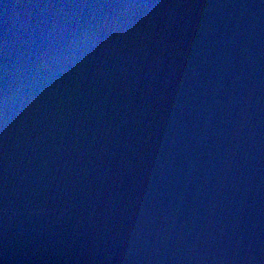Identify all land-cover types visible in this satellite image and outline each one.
<instances>
[{
    "label": "water",
    "instance_id": "obj_1",
    "mask_svg": "<svg viewBox=\"0 0 264 264\" xmlns=\"http://www.w3.org/2000/svg\"><path fill=\"white\" fill-rule=\"evenodd\" d=\"M0 264H264V0H0Z\"/></svg>",
    "mask_w": 264,
    "mask_h": 264
}]
</instances>
